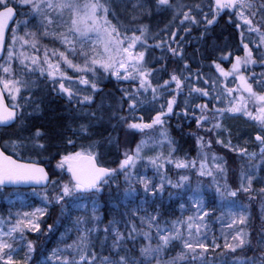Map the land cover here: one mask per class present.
<instances>
[{
  "label": "snow or ice",
  "instance_id": "6c2138e0",
  "mask_svg": "<svg viewBox=\"0 0 264 264\" xmlns=\"http://www.w3.org/2000/svg\"><path fill=\"white\" fill-rule=\"evenodd\" d=\"M168 12L171 20L160 32L153 33L144 22ZM221 18L239 30L235 49L208 43ZM36 19L43 29L40 34L53 36L63 46V50L45 46L42 60L25 51L28 47L39 51L38 33L29 28ZM10 24L15 26L10 28ZM52 26L64 30L49 31ZM9 30L10 41L6 39ZM193 42L199 45L194 54L200 56L195 68L194 57L187 52ZM156 49L161 54L151 57ZM240 50L243 55L236 54ZM0 61V128L15 126L14 134L0 142V192L21 185L43 189L36 192L33 187L42 207L14 215L9 211L7 219L0 218V264H217L212 255L217 250L224 257L220 264H264V226L255 245L248 227L252 201L259 200L264 212V175L260 174L264 172V71L251 70L258 64L264 67V0H0ZM170 62L175 65L171 70ZM225 62L230 68L223 66ZM63 66L79 75L69 76ZM99 73L131 85L119 89L115 105L106 106L103 98L97 103L96 97L103 93ZM229 78L235 87L229 86ZM45 90L73 106L71 123L46 127L30 122L43 111L44 97L37 93ZM5 93L11 104L5 103ZM144 111L154 115L145 121L138 115ZM237 114L258 126L253 138L258 153L232 144L223 119ZM173 117L195 122L198 131L190 135L196 139V157L176 155L177 142L168 127ZM105 122L114 130L142 136L134 151H124L117 167L98 162L101 141L91 139L93 129ZM224 133L227 140L221 138ZM105 139L112 144L116 138L109 133ZM78 140L89 142L78 144ZM213 143L247 161L238 186L229 184L227 161L212 151ZM165 146L167 155L162 151ZM156 149L161 151L145 155L146 150ZM33 154L59 157L54 168L61 173L66 170L68 178H51ZM140 161L154 169L153 177L137 171ZM167 165L211 178L216 196L231 217L227 227L232 231L223 235L222 245L214 236L209 242L206 230L202 231L209 212L204 210L201 185L193 188L190 175H179L174 181ZM256 184L261 186L256 188ZM167 188L181 190L169 191L170 198L187 194L195 209L193 215L170 226L161 220L158 208L149 213L143 207L155 205ZM106 189L116 201L114 207L126 211L101 227L98 197ZM240 193L248 196V205L239 203ZM137 200L139 206L127 211V205ZM53 207L71 221L69 231L74 230L76 237L71 243L62 240L63 247L53 248L47 256L41 251L44 259L34 260L36 241L27 239V234H43L41 226ZM73 212L79 214L73 216ZM54 230L53 224L47 225L49 234Z\"/></svg>",
  "mask_w": 264,
  "mask_h": 264
},
{
  "label": "trees",
  "instance_id": "16d2710c",
  "mask_svg": "<svg viewBox=\"0 0 264 264\" xmlns=\"http://www.w3.org/2000/svg\"><path fill=\"white\" fill-rule=\"evenodd\" d=\"M185 2H192V0H185ZM26 11V9H25ZM111 19V17H110ZM124 20L123 18H121ZM171 20V13H164L162 15H155L153 17L145 18L144 22L148 23L151 27V31L153 33L160 32L161 29H164L166 25H169V21ZM113 23H116L115 20H113ZM15 25H13L14 27ZM29 28L32 30L37 31V39L39 41L38 48L39 51H35L31 48L32 54L35 56H39L41 60L43 59L44 55V48L45 46L48 49L54 48V42L55 38L53 36H43L40 33H42L43 29L39 27L38 19L33 20L32 23L29 25ZM49 31H51L49 29ZM165 33L161 32V36L163 37ZM196 33H193V36H195ZM10 36V34H9ZM239 30L236 29L232 25L225 24V18H221L219 24L213 29L211 35L208 38V43L211 44L213 42L219 44L220 46H223L224 44H228L232 49H235L238 47L239 42ZM9 40V37H8ZM150 43H155V41H149ZM195 42L191 46L187 48V52L190 56H193L192 64L193 68L197 66V63L200 61V56L198 54H194V50L196 47H198ZM160 50L156 49L151 53V57H158L160 55ZM236 54L243 55L242 50L238 51ZM150 57V58H151ZM205 64H207V61H204ZM159 67V64L156 65ZM175 65H172L170 62V69ZM226 69L230 68V64L225 62L223 65ZM67 74L69 76L71 75V72L67 69ZM252 71H255L256 73H260L264 71V67H261L259 64L256 65L254 68L251 69ZM205 72H209L208 68H204ZM247 74V73H246ZM39 73L37 72L36 76H38ZM91 75V74H89ZM101 75V74H99ZM33 79L36 77L33 76ZM75 78V76L73 77ZM166 78V77H165ZM229 86L235 87L236 84L232 82V78H229ZM101 87L103 88V93L101 95H98L96 97L97 103L100 102L101 98L104 99L105 105L112 104L115 105L116 100L120 96L119 89L120 88H128L131 87L128 83H118L115 78L107 77L106 74L101 75ZM38 96L44 97V103L42 105L43 111L38 115L35 119H30V122L35 125H45L46 127H52L54 124L59 123L60 125H67L71 123L69 117H70V110L73 108L72 105H70L66 98L57 96L54 93H50L47 90L41 93H37ZM200 103L206 102V100H200L198 101ZM213 103H216L213 101ZM217 106H222L220 104H217ZM209 107L211 108L212 105L210 104ZM30 110V109H29ZM138 115H143L145 121L149 120L151 115H154V112H148L144 111L141 113H138ZM232 116L233 120H240L242 123H236V131L241 133V136L243 139H252L254 136H252V133L257 131V125L255 122L249 120L247 117L243 115H230ZM236 118V119H234ZM115 123V121H113ZM179 123L180 127H177V124ZM244 124V126H243ZM210 126V125H208ZM170 135L172 138L175 139L177 142V148L178 151L176 155L180 158H183L185 155L189 159L194 158L197 156V145H196V139L194 136L190 135V133L197 132V128L195 125V122L193 120H187V119H181L177 120L176 117H173L169 123H168ZM15 132V126L10 128H4L0 130L1 133V142L4 140H7L9 136L13 135ZM93 135L91 137L92 140H99L101 141V147L98 149L100 152V156L98 160L101 162L102 157H108L110 161L107 162V165L109 167H117L119 160L123 158L124 151L132 152L134 151L136 144L140 140V133L136 134H126L122 129H112L111 126L105 122L102 125H98L96 128L93 129ZM109 133H111L112 137L116 138L112 144H109L107 140L105 139ZM68 135H71L70 132L67 133ZM200 135H205L206 139L208 138L207 135L200 130ZM213 140H215V137H212ZM79 143L87 144L88 140H78ZM219 145L213 143V147H217ZM259 147V146H256ZM165 152V155H167L168 149L165 146L162 149ZM220 150L224 152L225 159L227 161V166H230V163L235 167L239 164V161H241L238 156L235 154V157L239 160L234 159L233 152L229 151L228 149H223V147H220ZM25 157L28 156L27 153L23 154ZM33 159L36 161L43 163L50 173L51 178L58 179L63 177V179L68 178V173L66 170L61 173L59 170H55L54 166L56 164V160L59 159L57 157L56 159H48L47 154L44 155H35L33 154ZM168 175L175 181L179 175H190L191 177V186L195 188L197 184L201 185L202 192L201 195L203 197L204 202V210L209 212V215L205 217V222L207 225L206 229H202V231L207 232L209 242H211V239L214 237L217 238V242L221 245L224 243L223 235L226 233H230L232 230L227 227L228 223L231 221L229 220L228 211L224 210V206H222V203L220 201V198L216 196L215 190L212 188V181L210 177H199L196 175L194 171H185V170H177L175 169L174 165L170 166L167 165ZM232 175L235 173V171H238V169L233 168ZM148 174L150 177L154 176V173L151 174V171H148ZM158 179V177H157ZM218 179H220L218 177ZM120 183V191L123 192L125 185L123 184V177L121 176L119 178ZM256 188H259L261 185L256 184ZM210 188L212 190L210 191ZM17 190L19 192H29L33 191V189H10L5 188L2 192H0V195L2 199L0 200V208L4 203V198L10 195V191ZM36 192H42L43 189H35ZM177 192L181 190L177 189H171L167 188L166 191L163 194L162 198L157 199V203L155 205H143V207H146L148 209L149 213L153 212V209L158 208L161 220L162 221H168L169 226L171 225L172 221H175L177 219H185L186 217L193 215L194 213L192 210H188L191 205L190 201L188 200V195L185 194L182 198L179 196H172L171 198L168 196V192ZM12 193V192H11ZM116 193L115 186L112 188V194L113 196ZM243 195L241 199L237 197V200L239 203L243 205H248V196ZM37 198V197H36ZM35 198V199H36ZM38 200V199H37ZM41 200V199H40ZM224 203H227L225 201ZM116 204V201L111 199L109 196V192L106 189L103 194H101L98 197V205H99V214L102 217L103 223L101 224V227L106 225L110 219L113 218H120V213L125 212L126 209L124 207H120L118 210L114 207ZM140 201H134L133 203H130L127 205V211L131 212L134 208L139 206ZM184 205L182 208L181 205ZM0 212L3 213L4 209H0ZM249 213L251 216V220L249 221V229L252 231V240L255 237L254 232H259L261 227L264 226V220L261 219L262 216H264V212L261 210V204L259 200L252 201L251 206L249 208ZM79 213L73 212V216L78 215ZM141 215L143 213H140ZM45 223L42 224L41 229L43 234H37V233H28L27 239L36 241L37 245V252L34 256V260H42L44 259L43 256L40 255L41 251L44 252V255L47 256L53 248H56L57 246L63 247L61 244L62 240H67L68 243L72 242V239L76 237V233L74 230L69 231L72 228L71 221L69 219H66L65 217L60 216L59 208L53 207L49 209V215L44 218ZM57 220H59V224H57ZM53 224L55 227V230L49 234L47 232V225ZM37 236H39V239H37ZM256 241V239H254ZM254 241V243H256ZM220 250H217V253H219ZM217 253H213L212 255L216 259L217 264H220V262L224 259V257L218 255ZM230 259V257H229Z\"/></svg>",
  "mask_w": 264,
  "mask_h": 264
},
{
  "label": "rangeland",
  "instance_id": "374dc122",
  "mask_svg": "<svg viewBox=\"0 0 264 264\" xmlns=\"http://www.w3.org/2000/svg\"><path fill=\"white\" fill-rule=\"evenodd\" d=\"M121 18L126 19V17L123 16V15L121 16ZM64 19L65 20L68 19V13L67 12L64 13ZM58 23H59V21H58ZM50 30L51 31H63L64 29L62 27L61 28H57L56 26H52L50 28ZM10 37H11V34L9 36V41H10ZM53 49L63 50V46L61 45V43L59 42L58 39H55L54 48ZM25 51L30 56H33L34 55V54H32V51H31V48L30 47H28L27 49H25ZM1 62H3V61H1ZM77 62H80L79 58H77ZM63 67H65V69H67L66 66H63ZM67 70H69L71 72V75L74 74L73 77L74 76L76 77V76L79 75L78 73L73 72L71 69H67ZM99 74L102 75V73H99ZM5 94L7 96V99L9 101V103L11 104L10 97H8L7 93H5ZM234 119H236V118H234ZM236 123H242V121L240 122V120H233L232 116H230V115H226L224 117V119H223L224 128H226L231 133L232 144L233 145H239L241 147H245L246 146L248 148L249 152L255 151V152L258 153L259 152V147H256L258 145L254 141V139H253L254 137L252 139H243V137L241 136V133L238 132V131H236V127H235V125H237ZM243 126H244V124H243ZM255 134H256V132L254 131L252 133V136H255ZM139 138L141 140L142 139V136H140ZM221 138L227 140L229 137H228L227 133H224V135ZM220 147L222 148L223 146L219 145L217 147H213L212 151H214L216 154L224 157V159H225V156H224L225 154H224L223 151L220 150ZM223 149H227V148H224L223 147ZM156 151H161V149H156L155 151H148V150H146L145 151V155H147V156L155 155L156 154ZM164 154H165V152H164ZM233 154H234V152H233ZM235 154L233 156H234V159L236 160L237 158L235 157ZM238 158L241 160V161H239L237 159L239 161V164L238 165H236L234 167L230 163V166H227V168H228V182L233 187L238 186V184H239V175H240L241 167H242V165H244V164L247 163V161H245L240 156H238ZM108 161H110V159L108 157H102V159H101V163H104V164H107ZM258 162H259L258 160L255 161V163H258ZM170 166H172V165H170ZM233 168L238 169V171H235V173L232 175V170L231 169H233ZM137 171L139 173H141V174H146L148 177H150V175L148 174V171H151V174L154 173V169L150 165H148L146 161H140V162H138V164H137ZM260 174L261 175H264V172H262ZM256 186L257 185H255V187ZM212 188H213V190H215L213 185H212ZM212 188H210V191L212 190ZM11 192L12 193H16L17 195H8L7 197L4 198V203H3V205L0 208L2 210L4 209V212L3 213L0 212V218L7 219L8 214H9V211H11L13 213V215H14L16 212L23 213L25 211H32L35 207H42L43 206L42 203H41L40 197L37 196V195H33V191H29V192H19L17 190H12V191H10V194H12ZM241 194L242 193H240L238 195V198L239 199H241V197L243 196ZM244 195H246V194H244ZM1 199H2V197L0 195V200ZM9 201H13V202L10 203ZM190 205H191V207L188 210H192V212L194 213L195 212V209L192 207L191 202H190ZM224 210L225 211H228V208L225 207ZM229 220L231 221V217L230 216H229ZM257 233L258 232H254V234H255L254 239H257ZM254 239H253V244L255 245V243H254L255 240ZM19 256L20 257L23 256V251H21L19 253Z\"/></svg>",
  "mask_w": 264,
  "mask_h": 264
},
{
  "label": "water",
  "instance_id": "95a60500",
  "mask_svg": "<svg viewBox=\"0 0 264 264\" xmlns=\"http://www.w3.org/2000/svg\"><path fill=\"white\" fill-rule=\"evenodd\" d=\"M11 25H12V24H10V27H11ZM7 35H8V31L6 32V39H7ZM5 103L8 104L7 101H6V98H5ZM40 164H41V166H43V167L46 168V166H45L43 163H40ZM102 166H105V165H102ZM106 167H108V166H106ZM46 170H47V168H46ZM47 171H48V170H47ZM49 175H50V174H49ZM33 187H35V188H42V187L39 186V185H36V186L21 185V186H19V187H8V188H22V189H25V188H33Z\"/></svg>",
  "mask_w": 264,
  "mask_h": 264
}]
</instances>
